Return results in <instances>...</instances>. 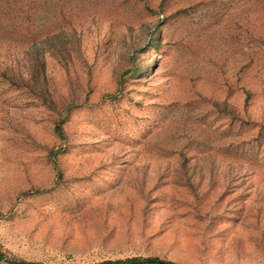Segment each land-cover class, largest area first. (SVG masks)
I'll list each match as a JSON object with an SVG mask.
<instances>
[{"label": "rangeland", "instance_id": "obj_1", "mask_svg": "<svg viewBox=\"0 0 264 264\" xmlns=\"http://www.w3.org/2000/svg\"><path fill=\"white\" fill-rule=\"evenodd\" d=\"M0 252L264 264V0H0Z\"/></svg>", "mask_w": 264, "mask_h": 264}, {"label": "trees", "instance_id": "obj_2", "mask_svg": "<svg viewBox=\"0 0 264 264\" xmlns=\"http://www.w3.org/2000/svg\"><path fill=\"white\" fill-rule=\"evenodd\" d=\"M32 1H28L26 4L27 9L33 6ZM26 13V12H25ZM61 33L58 35H45L42 37L33 36L29 42L24 44L23 57L25 59L24 71L21 74L13 75L8 74L9 71L3 70L1 75L6 78L10 85L20 82L21 85L27 88L29 91L36 94L37 98L44 104H49L54 109V103L50 98V94L47 89V82L45 77V53L43 52L46 46L53 47L59 54L63 53L62 48L65 46L61 39ZM155 30H152L149 34L147 45L153 46L156 41ZM53 42V43H52ZM143 69H137L135 64H132L131 68L124 72V78H129L140 74ZM66 114V113H65ZM63 119L57 121L53 127V132L56 138L63 141L64 133L62 129ZM0 261L5 264H41L36 262L23 261L19 259H7L5 255L0 252ZM96 264H173L167 261H162L156 257H132L126 259H117L113 261H103Z\"/></svg>", "mask_w": 264, "mask_h": 264}]
</instances>
